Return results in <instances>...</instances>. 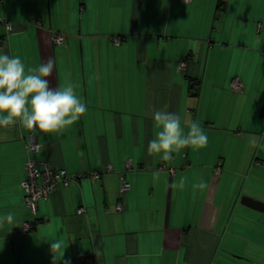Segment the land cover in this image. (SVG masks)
<instances>
[{
  "label": "crops",
  "instance_id": "obj_1",
  "mask_svg": "<svg viewBox=\"0 0 264 264\" xmlns=\"http://www.w3.org/2000/svg\"><path fill=\"white\" fill-rule=\"evenodd\" d=\"M2 18L0 50L26 69L51 59L50 86L74 85L87 112L58 133L0 128V215L16 217L0 226V264H264V147L249 143H264V0H0ZM154 109L198 121L207 146L150 155ZM27 157L100 180L41 201L24 232Z\"/></svg>",
  "mask_w": 264,
  "mask_h": 264
},
{
  "label": "clouds",
  "instance_id": "obj_2",
  "mask_svg": "<svg viewBox=\"0 0 264 264\" xmlns=\"http://www.w3.org/2000/svg\"><path fill=\"white\" fill-rule=\"evenodd\" d=\"M53 71L51 59L41 61L34 69H26L20 56H11L0 50V128L19 123L43 133H58L74 125L87 112V106L74 85L50 86L48 78ZM150 114L156 129L154 139L147 145L150 155L167 161L184 149L207 146V132L198 121H191L186 130L178 113L154 109ZM249 143L252 147H264L256 137H252ZM184 186L185 180L181 178L177 187L183 189ZM199 187L206 189L207 184L201 183ZM15 223L13 214L0 215V226ZM49 246L55 259L57 255L62 258L68 247L59 237L49 241Z\"/></svg>",
  "mask_w": 264,
  "mask_h": 264
},
{
  "label": "built area",
  "instance_id": "obj_3",
  "mask_svg": "<svg viewBox=\"0 0 264 264\" xmlns=\"http://www.w3.org/2000/svg\"><path fill=\"white\" fill-rule=\"evenodd\" d=\"M185 3H191L192 0H183ZM0 24L4 27L5 35H8L12 31V24L5 18L0 19ZM52 41L55 46H62L65 43V35L61 32H54L52 34ZM113 44L118 46L120 44L119 38H113ZM187 66V60L179 62V69L184 71ZM231 90L236 93H243L244 87L240 80L234 79L231 83ZM39 144L30 137L29 143L26 146V155L39 149ZM126 169H130V164H125ZM111 168L107 167L105 172H111ZM221 172V164L218 163L214 168L213 175L218 177ZM25 178L21 183V188L24 196V203L29 211L32 220L30 222L23 223V231L29 232L36 225V213L38 210V204L41 201H45L55 194L61 188H68L72 183H77L80 180L87 178L92 183H96L100 180L101 172H91L89 174H69L65 170H55L47 163L38 162L27 157L24 163ZM130 185L124 180V177H120V193H126L129 191ZM117 211H121V206H116ZM84 210H78V214H83Z\"/></svg>",
  "mask_w": 264,
  "mask_h": 264
}]
</instances>
